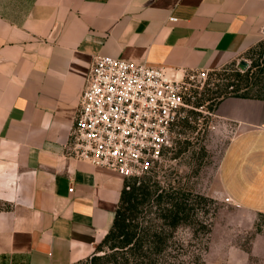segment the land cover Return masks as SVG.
I'll use <instances>...</instances> for the list:
<instances>
[{
	"label": "crops",
	"instance_id": "obj_1",
	"mask_svg": "<svg viewBox=\"0 0 264 264\" xmlns=\"http://www.w3.org/2000/svg\"><path fill=\"white\" fill-rule=\"evenodd\" d=\"M262 40L264 0H0V264H75L113 224L127 177L67 149L95 56L212 71ZM215 116L223 192L264 219V98Z\"/></svg>",
	"mask_w": 264,
	"mask_h": 264
},
{
	"label": "rangeland",
	"instance_id": "obj_2",
	"mask_svg": "<svg viewBox=\"0 0 264 264\" xmlns=\"http://www.w3.org/2000/svg\"><path fill=\"white\" fill-rule=\"evenodd\" d=\"M248 70V77L237 76ZM247 84L250 94L264 89V40L224 67L208 71L206 81L193 91L192 107L175 128L172 147L149 173L127 178L151 186L153 195L134 217L143 228H165L167 250L160 254V264H264V219L249 217L233 204L219 178L234 129L217 119L215 109L223 95ZM176 202L183 206L180 222L172 228L163 215Z\"/></svg>",
	"mask_w": 264,
	"mask_h": 264
},
{
	"label": "built area",
	"instance_id": "obj_3",
	"mask_svg": "<svg viewBox=\"0 0 264 264\" xmlns=\"http://www.w3.org/2000/svg\"><path fill=\"white\" fill-rule=\"evenodd\" d=\"M208 70L97 55L82 93L69 155L123 176L149 173L172 147L178 122ZM73 191V188L70 189Z\"/></svg>",
	"mask_w": 264,
	"mask_h": 264
},
{
	"label": "trees",
	"instance_id": "obj_4",
	"mask_svg": "<svg viewBox=\"0 0 264 264\" xmlns=\"http://www.w3.org/2000/svg\"><path fill=\"white\" fill-rule=\"evenodd\" d=\"M249 73L248 70L245 75L238 73L237 76L248 77ZM249 90L248 84L243 89L237 85L234 93L230 95L264 98V89L258 94H250ZM226 96L229 94L226 93L221 99ZM152 195L149 183L140 180L132 183L127 181L109 232L90 257L75 264H160L159 259L162 257L160 254L167 250L163 246L167 240L165 228L162 231L152 230L150 227L143 228L136 223L134 217L138 206L145 202V198H150ZM170 206L164 210L163 218L165 225L173 228L180 222V209L183 205L182 202H176L175 205ZM102 250L105 254L97 255L96 252Z\"/></svg>",
	"mask_w": 264,
	"mask_h": 264
}]
</instances>
